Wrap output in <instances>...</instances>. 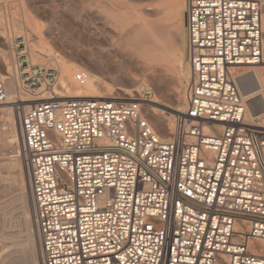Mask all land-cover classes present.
Wrapping results in <instances>:
<instances>
[{
	"label": "built area",
	"instance_id": "1",
	"mask_svg": "<svg viewBox=\"0 0 264 264\" xmlns=\"http://www.w3.org/2000/svg\"><path fill=\"white\" fill-rule=\"evenodd\" d=\"M186 1L189 78L167 138L138 97L19 114L41 264H264V111L246 118L233 74L262 60L264 4Z\"/></svg>",
	"mask_w": 264,
	"mask_h": 264
},
{
	"label": "rangeland",
	"instance_id": "2",
	"mask_svg": "<svg viewBox=\"0 0 264 264\" xmlns=\"http://www.w3.org/2000/svg\"><path fill=\"white\" fill-rule=\"evenodd\" d=\"M262 1L264 4V0ZM184 2L185 0H0L3 5L0 13L2 14V19L0 18V74L8 75V69L13 73L21 99L27 98L26 92L36 90L40 86L53 87L57 95H82L80 89L69 77L71 75L67 74H71L70 69H62L65 73L64 84L69 87V92L66 93L65 87L59 80L57 81L55 69L52 66L40 65L47 62L49 55L57 54L62 60L68 61L74 69H85L100 76L106 84L111 86L107 94L110 93L109 95L116 97H128L134 94V97H138L136 91L143 86L155 99V104H153L155 108L169 111L168 107H173L178 100L184 98L189 77V65L186 60L188 39L187 32H185V15L182 12ZM142 21L167 26L168 34L171 33L174 36L173 39L177 40L178 49H181L179 51L181 56L184 55L181 57L180 67L172 63L170 54L147 64L140 55L130 51L128 56L131 57V66L134 65V67H131L130 71H122L124 78L118 76L121 71L118 75L102 73L99 69L102 61L108 60L111 65L116 66L123 60L121 56L126 49L122 46L123 51H121L117 47L122 44L121 38L125 34L124 31ZM262 22L264 40V6ZM22 38L25 39L26 47L30 52L31 62L35 65L34 76L21 74L23 69L24 72L28 71L26 70L27 63L23 62L24 56L21 55L18 60L15 51V49L19 51L23 49V44L20 43ZM126 56L127 54L123 57ZM0 77L2 78L1 75ZM34 77L38 79L35 81ZM11 100L16 103V106L22 108L20 98L12 97ZM34 102L37 101L25 102V104L30 105ZM7 106L15 108L12 103ZM154 110L160 112L157 109ZM13 112L17 113L15 109ZM0 113V129H4L6 127L3 119L5 115ZM142 113L148 123L165 138L164 130L155 124L145 106H143ZM161 115L165 118L169 116L168 113ZM167 123L168 121H165V130L168 133ZM12 149L8 147L9 155L14 150ZM5 154V149L1 148L0 264L12 257L15 258L16 254L20 261L19 264H41L34 235L28 177L21 164L22 161L18 167L8 166L1 159L6 156ZM19 166L23 168V181L19 175ZM28 218L32 219L29 224L27 223ZM25 223L30 225L31 229H27Z\"/></svg>",
	"mask_w": 264,
	"mask_h": 264
},
{
	"label": "bare ground",
	"instance_id": "3",
	"mask_svg": "<svg viewBox=\"0 0 264 264\" xmlns=\"http://www.w3.org/2000/svg\"><path fill=\"white\" fill-rule=\"evenodd\" d=\"M184 3L185 4L183 6L182 12H184L183 14L185 15V28H186L185 32H187V1L185 0ZM0 18L2 19V14L0 15ZM262 18H263V16H262ZM133 25H134V23H133ZM124 32H125V34H124V36L122 35L123 37L121 38L122 44L118 45V47H117V49H119L121 51H123L122 46H123V48L126 49V51L123 52L124 54L121 56L123 58V60L119 64H117L116 66L111 65L108 60L102 61L101 66L99 68L102 73L105 72L108 75H110V74H117L118 75V73L120 71L121 72L126 71V70L130 71L131 67H132L131 66L132 63L130 62L131 57L129 58V56H128V53L130 51L136 52L138 55H140L142 57L143 61L147 64H150L151 62H153L157 58H161V57H164L165 55L170 54V56L172 57V63L175 66H177L178 68L180 67L181 61H182L181 57H183L184 55L181 56V53L179 52L181 49L180 50L178 49V46L176 43L177 40L175 41L173 39L174 36H172L171 33L168 34L166 25L154 24V23H148V22L142 21V22L136 23L134 26L129 27ZM117 38H118V36H117ZM117 38H116V40H117ZM187 39H188V32H187ZM263 42H264V40H263ZM20 43L23 44V47H22L23 49L20 51L18 49H15L16 55H17L18 60L20 59L19 57L21 55L24 56L25 60L23 62L27 63L26 64V70H28L27 72H24L25 70L23 69V70H21V73H29L28 75L34 76L35 70L33 68L35 65H34V63L31 62L30 52H29L28 48L26 47L25 39L22 38V41ZM113 44H115V43H113ZM180 45H179V47H180ZM186 46H187L186 60H187V64L189 65V57H190L189 43ZM263 47H264V43H263ZM126 54H127V56L123 57ZM40 65H44L45 67L46 66H52L55 69V73L57 74V81L59 80V82L62 83V86L65 87L66 93L69 92L68 91L69 87H67L66 84H64L65 73H63L62 69H65V68L70 69L71 74H69V73H67V74H68V76L71 75L69 77L72 78L73 82L80 89L82 95H79V94H76V95L65 94V96L64 95H57V92H55L53 90V87L52 88H50V87L43 88L40 86V88L38 87V89H36V90H32V91L30 90V91L26 92L27 94H25V95L27 96V98L21 99L20 91L17 88L15 76L13 75V73L9 72V69H8V72H7L8 75L0 74L2 76L1 79L4 83V87H5V90L7 93V99L4 102L0 103V112H2L5 115V117L3 119H4V123L6 124V127L4 129L3 128L0 129V149L3 148L6 151V154H5L6 156H4L1 159H2V161H5L8 166L14 165V166L18 167V165H20V163L22 161L21 153L19 151L20 133H19V126H18V116L21 113V111H23L24 109H26L29 106V104H25V102L43 101V100L50 99V98L57 99V100H65L68 98L107 99V98H111V97H116V96L109 95L110 93L107 94L111 90L110 85L106 84V82H104L102 80V78H100V76L96 75L95 73H90L87 70L86 71L88 72L89 77H88L86 83L83 85L78 84L74 78V73L78 68L74 69V67L68 61L62 60L59 57V55H57V54L49 55L47 62L45 64H40ZM133 67H134V65H133ZM121 72H120V75H121ZM233 74L237 77V82H238V87H239L240 93L247 102L246 118L250 119L251 117L258 115L262 111H264V52H263V57H262V60L260 63L255 64V65H245V66L238 67V68L234 69ZM120 75H118V76L122 77V78L125 77L124 73L121 76ZM41 77H43V75H41ZM34 79L36 81L38 78L34 77ZM67 80H68V78H67ZM32 84H34V83H32ZM41 85H43V84H41ZM124 91L128 92L127 89H124ZM101 92L103 94H100ZM136 92L139 95L138 98H140L142 100V105L147 108V113L153 117L155 124L164 130L163 135L165 136V138H167V135L169 134V132L167 133L165 130V121H168L167 125H168V129L170 130L171 122L174 119L175 114H179L180 112H182L184 110V105H185L184 98L178 100V102L173 107H168L167 109H169V111H165L163 109H158V108L154 107L155 105H153V104H155V99L150 95H146V93H148V92L145 88H143V86H142V88H140ZM59 93L61 94V92H59ZM133 95L128 96V97L133 98L134 97ZM12 97L20 98L19 102L22 103V108H19V106L15 105L16 103L11 100ZM128 97H125V98H128ZM9 103L14 104V106H15L14 109L17 113L13 112V110H14L13 107L7 106ZM154 109H157L160 112H156ZM163 113H168L169 116H167L165 118L161 115ZM142 116L144 118L143 114H142ZM169 117H171V119H168ZM8 147H12L14 149V150L12 149L13 151L11 152V155H9L10 151H8ZM21 164H23V161ZM22 166L24 168V165H22ZM22 166H19V172H20L19 175L23 181V177H24L23 173L24 172H23ZM24 170H25V168H24ZM1 179L2 178L0 176V181H1ZM29 191H31V190H29ZM31 199H32V194H31ZM32 210H33V219H34V221H33L34 222V235H35V238H36L37 244H38L39 259L42 262V255H41L39 240H38V236H37V232H36L35 212H34L33 200H32ZM31 220L28 218L27 223L28 224L31 223ZM28 224H26L27 229H31V226ZM21 241H23V240H21ZM11 246H13V245H11ZM15 246H17V245H15ZM13 248H14V246H13ZM27 252H28V250H27ZM16 255H15V258L12 257L10 260L3 262L2 264H19L20 261ZM26 262H28V261H26Z\"/></svg>",
	"mask_w": 264,
	"mask_h": 264
}]
</instances>
